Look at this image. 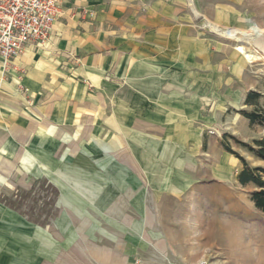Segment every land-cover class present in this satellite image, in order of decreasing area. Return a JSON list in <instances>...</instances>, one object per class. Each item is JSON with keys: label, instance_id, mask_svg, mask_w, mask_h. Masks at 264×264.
Here are the masks:
<instances>
[{"label": "crops", "instance_id": "obj_1", "mask_svg": "<svg viewBox=\"0 0 264 264\" xmlns=\"http://www.w3.org/2000/svg\"><path fill=\"white\" fill-rule=\"evenodd\" d=\"M61 6L49 37L27 46L6 74L8 85L21 83L30 97L40 99V110L51 112L54 123L41 120L39 110L28 107L17 93L9 97L14 109L21 110L22 126L0 127V192L17 184L27 187L25 173L15 179L11 171L17 161L25 169L32 163L26 151L36 134L39 139L60 135L61 143L71 147L80 140L72 136L83 134L93 153L76 157L102 165L92 173L103 180L93 185L102 189L103 205L142 210L180 198L185 194V157L205 151V131L211 125L204 111L220 113L223 99L215 88L219 81L212 89L185 83L186 75L220 77L203 45L185 37V0H61ZM248 92L228 90L225 104L237 110ZM0 98L7 96L0 92ZM55 173L46 172L66 200L75 187L58 182ZM123 191L130 197H120ZM133 239L135 235L127 240L126 263L141 255ZM45 248L39 233L0 204V264H43L40 253Z\"/></svg>", "mask_w": 264, "mask_h": 264}, {"label": "rangeland", "instance_id": "obj_2", "mask_svg": "<svg viewBox=\"0 0 264 264\" xmlns=\"http://www.w3.org/2000/svg\"><path fill=\"white\" fill-rule=\"evenodd\" d=\"M195 10L199 15L194 14ZM206 23L222 30L237 28L242 31L253 25L264 33V0H185V37L195 38L203 45L205 52H202L207 53L211 69L220 73L219 78L205 79L186 75L185 83L212 89L213 82L219 81L215 88L222 93L223 99L218 105L220 113L216 114L210 108L204 111L207 124L211 125L205 131V151L195 157H185L183 196L167 199L161 207L143 206L142 210L138 206L103 205L99 198L102 189L93 187L102 185L103 180L92 173L93 168L102 170V165L96 161V164H90L87 156L76 157V153H93L91 143L84 142L83 134L72 136L75 141L80 138L77 145L71 144L72 147L69 142L61 143L60 135L48 133L39 139L36 134L26 151L31 155L32 163L27 169L21 161L15 163L11 174L18 179L25 173L27 187L17 184L0 192V204L16 212L31 231H36L45 240L46 248L55 252L51 262L45 260L43 264H239L231 259L228 243L219 227L226 219L242 224L243 229L244 226L247 230L252 228L249 232L257 237L259 248L264 249V213L250 198L257 188L237 181L236 174L243 165L221 144L223 135L227 134L225 141L249 166L264 167L263 160L232 138L248 143L254 139L264 140V128L250 124L240 113L252 110L253 106L241 102L236 110L226 105L224 98L229 96L228 90L260 92L262 96L257 104L264 112V65L262 61L245 63L235 49L236 41L219 34ZM19 71L26 73L25 69ZM9 82L6 76L0 86V92L7 96L0 98L1 128L22 126L21 110L14 109L9 99L14 93L28 107L39 110L41 120L54 123L51 112L40 110L43 107L40 99L30 97L27 87L21 83L11 87ZM231 116L230 124L227 119ZM243 118L245 122H242ZM64 132L72 135L65 128ZM14 143L18 145V142ZM0 155L3 156V152ZM124 162L133 166L127 158ZM49 170L56 172L58 182L75 187L68 191L66 200L61 198L58 184L51 178L53 175L46 174ZM145 193L150 202L151 193L147 190ZM129 195L130 192L123 191L120 197ZM116 196L119 197L118 192ZM9 201H16L21 212L7 205ZM132 235L136 236L133 240L138 243L137 250L141 255L126 263L127 240Z\"/></svg>", "mask_w": 264, "mask_h": 264}, {"label": "built area", "instance_id": "obj_3", "mask_svg": "<svg viewBox=\"0 0 264 264\" xmlns=\"http://www.w3.org/2000/svg\"><path fill=\"white\" fill-rule=\"evenodd\" d=\"M61 13V0H0V86L12 61L44 42Z\"/></svg>", "mask_w": 264, "mask_h": 264}, {"label": "bare ground", "instance_id": "obj_4", "mask_svg": "<svg viewBox=\"0 0 264 264\" xmlns=\"http://www.w3.org/2000/svg\"><path fill=\"white\" fill-rule=\"evenodd\" d=\"M191 1L192 0H190V2ZM194 14L199 15L196 10ZM205 25L214 29L219 34L224 35L226 38L236 41L237 44L235 49L242 56L245 63L253 64L262 61L264 65V33H262L260 28L251 25L245 31L238 30L237 28L222 30L209 23ZM219 227L223 238L228 243L231 259H233L234 262L239 264H264V249L259 248L257 237L253 236L252 232H249L252 231V228L247 230L244 226L243 229L242 224H238L231 219L223 220ZM40 255H43L45 260L51 262L55 252L45 248L41 251Z\"/></svg>", "mask_w": 264, "mask_h": 264}, {"label": "trees", "instance_id": "obj_5", "mask_svg": "<svg viewBox=\"0 0 264 264\" xmlns=\"http://www.w3.org/2000/svg\"><path fill=\"white\" fill-rule=\"evenodd\" d=\"M262 96L260 92L257 91H249L245 97V105L253 106V109L250 111L242 110L240 113L248 119L250 124H257L264 128V112L259 108L257 102L259 98ZM227 134L223 135V141L221 142L225 151L233 154L236 158L240 160L243 167L236 174V179L241 185L253 184L257 189L252 191L251 193V201L254 203L255 207L264 213V167L255 166L251 167L245 161V159L239 155L237 152L233 151L230 145L225 141ZM235 142L242 147L246 148L250 153L255 155L257 158L264 161V140L263 139H254L252 143H248L245 141H241L239 139H235L232 137ZM205 147V142L203 144ZM55 193V191H54ZM56 195V194H55ZM54 195V196H55ZM11 208L19 210L20 206L17 205L16 201H9L6 203ZM20 211V210H19ZM21 212V211H20ZM38 224H45V221L41 223L39 221H35Z\"/></svg>", "mask_w": 264, "mask_h": 264}]
</instances>
